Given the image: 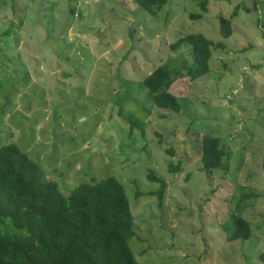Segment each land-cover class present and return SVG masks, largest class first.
Listing matches in <instances>:
<instances>
[{"label": "rangeland", "instance_id": "obj_1", "mask_svg": "<svg viewBox=\"0 0 264 264\" xmlns=\"http://www.w3.org/2000/svg\"><path fill=\"white\" fill-rule=\"evenodd\" d=\"M201 1L151 14L134 0H0V145H18L64 194L115 176L141 264H264V0H204L203 12ZM236 4L223 37L218 16ZM198 31L226 49L190 79L189 46L171 42ZM160 64L176 67L177 112L143 84ZM205 133L228 149L211 172L201 170ZM150 170L166 182L161 203ZM233 214L248 238L228 239Z\"/></svg>", "mask_w": 264, "mask_h": 264}, {"label": "trees", "instance_id": "obj_2", "mask_svg": "<svg viewBox=\"0 0 264 264\" xmlns=\"http://www.w3.org/2000/svg\"><path fill=\"white\" fill-rule=\"evenodd\" d=\"M134 1L156 14L168 0ZM200 5L202 12L207 10L206 1ZM202 12H192L190 16L198 18ZM238 12L236 4L229 16H218L223 37L231 35V20ZM9 29L3 33H10ZM37 34L34 31L28 35ZM184 43L190 48L191 62L186 71L190 79L209 71L212 49H226L223 41H214L199 31L181 35L171 42V47L176 49ZM53 47L57 48L51 45L50 49ZM184 63L183 59L181 64ZM175 68L160 64L143 78V84L152 93L155 105L177 112L181 104L168 89ZM227 150L220 136L203 134L201 170L211 172L223 166ZM147 176L159 183V188L150 193L156 194L161 203L165 180L152 170ZM232 222L234 229L228 239L250 236L247 219L233 214ZM134 235L129 200L115 176L79 182L64 194L18 145H0V264H141L129 245Z\"/></svg>", "mask_w": 264, "mask_h": 264}]
</instances>
